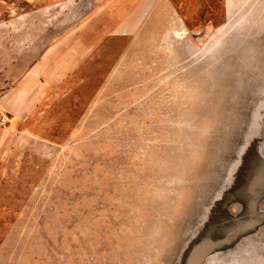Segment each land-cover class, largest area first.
Here are the masks:
<instances>
[{"label": "rangeland", "instance_id": "obj_1", "mask_svg": "<svg viewBox=\"0 0 264 264\" xmlns=\"http://www.w3.org/2000/svg\"><path fill=\"white\" fill-rule=\"evenodd\" d=\"M0 114V264H264V0H0Z\"/></svg>", "mask_w": 264, "mask_h": 264}, {"label": "built area", "instance_id": "obj_2", "mask_svg": "<svg viewBox=\"0 0 264 264\" xmlns=\"http://www.w3.org/2000/svg\"><path fill=\"white\" fill-rule=\"evenodd\" d=\"M8 124V118L5 115L0 114V126L4 127Z\"/></svg>", "mask_w": 264, "mask_h": 264}, {"label": "bare ground", "instance_id": "obj_3", "mask_svg": "<svg viewBox=\"0 0 264 264\" xmlns=\"http://www.w3.org/2000/svg\"><path fill=\"white\" fill-rule=\"evenodd\" d=\"M176 33H177L178 35H181V34H182L181 32H176ZM202 252H203V251H202ZM202 252H201V253H202ZM198 257H200V256H198ZM196 259H197V258H196ZM196 262H197V261H196ZM196 262H195V263H196Z\"/></svg>", "mask_w": 264, "mask_h": 264}]
</instances>
